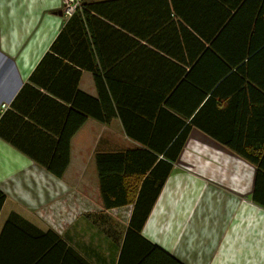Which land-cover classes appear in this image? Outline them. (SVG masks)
<instances>
[{
    "label": "crops",
    "instance_id": "1",
    "mask_svg": "<svg viewBox=\"0 0 264 264\" xmlns=\"http://www.w3.org/2000/svg\"><path fill=\"white\" fill-rule=\"evenodd\" d=\"M223 9L233 24L247 26V46L264 34V0H84L70 17L59 14L61 0H0V234L11 213L42 234L53 232L39 237L42 248L31 264H118L132 205L103 207L94 156L139 147L131 137L166 130L152 116L158 111L154 101L133 100L135 110L126 111L131 102L123 105L122 91L136 89L137 82L145 90L154 88L151 75L193 71L198 88L207 89L200 49L206 39L192 25L221 24ZM47 53L53 57L39 67L36 83L30 76ZM254 54L264 58L262 50ZM246 73L247 92L234 103L264 104V61ZM49 76L46 85L63 94L79 76L76 91L98 99V90H115L118 96L109 97L108 122L88 117L72 134L60 178L28 155L53 152L47 140L57 139L68 117L77 118L59 91L43 87ZM182 97L188 105L186 91ZM250 113L217 118L213 135L192 126L142 226L139 236L181 264H264V171L256 182L257 167L213 139L264 137V131L256 134L264 119ZM199 122L211 125L204 113ZM69 211L74 217L64 223ZM13 232L0 241V264L29 258L28 238ZM21 248L24 254H16Z\"/></svg>",
    "mask_w": 264,
    "mask_h": 264
},
{
    "label": "trees",
    "instance_id": "2",
    "mask_svg": "<svg viewBox=\"0 0 264 264\" xmlns=\"http://www.w3.org/2000/svg\"><path fill=\"white\" fill-rule=\"evenodd\" d=\"M229 13L230 11L223 9L224 16L221 24L201 27H193L192 25V28L206 39V46L204 47L202 42L200 48L205 50L204 60L207 63L205 75L207 89L205 91L202 90L204 88L201 87V84L200 89L198 88V74L194 75L193 71L185 72L184 74L161 73L151 75V83L154 88L139 89L137 85L142 82H137L136 89L122 91L123 105L127 102H131L132 105L128 106L126 111H129V108L132 111L135 110L132 104L133 100L139 99L142 102L154 101L155 110L158 111H154L157 113L152 116H157L158 121L162 120L163 124L161 126L166 130L161 133V136L131 137L132 140L139 144V147L115 153L97 152L94 156L103 207L111 209L132 205L124 246L118 264H181L143 239L139 236V233L166 177L172 169V164L176 161L180 150L184 146L186 136L192 126L201 128L204 132L213 135L215 133L212 132L211 126L214 125L216 120H219L217 119L219 117H230L235 115V113L240 117L251 116L252 113L250 112L253 111L255 117H261V120L264 119V104L246 106L234 103L236 96H245L247 92L244 85L248 77L246 68L257 60H259V64L261 59L264 61L261 56L258 59L254 58L256 51H264V34L260 33L261 37L256 39V43L251 42L247 46L245 42L248 32L247 26L233 24ZM255 33L256 31L253 30L251 34L255 35ZM241 40L244 42H241ZM54 48L55 42L51 45L52 52L55 51ZM215 54H217L216 57ZM46 57H53V55L45 54L40 60L35 74L30 76V80L41 83L40 79L37 78L35 80L33 77H38L39 67L47 60ZM78 77H76V80L74 79L71 89L62 90L64 94L61 93L60 89H55L52 85H46L50 76L45 77L44 82H42L43 87L48 91L54 94L56 90L59 91L60 93L56 94L69 102L71 109H67L68 114H71L72 110L78 112L76 113V119L67 118L65 122L67 126L62 128L57 139L47 140L49 143L54 144L53 152L49 148L48 153L45 155L28 153L36 162L46 166L48 172L57 178L62 176L68 165L69 142L72 134L88 117L100 122H108L112 116L109 97L114 99L118 97L115 90H98V99L76 91ZM237 83H241L243 89H236ZM252 90L251 92L253 93L257 92ZM183 91L188 94V105L182 101ZM35 92L37 96L40 95L39 92ZM72 93L75 94L71 98ZM204 96L206 100L199 107V103L204 101ZM135 97L136 99H133ZM119 108L121 107L119 106ZM167 108L172 109L178 115L180 113L183 119L176 117L174 113L168 112ZM203 113L207 119V124L210 123L211 125L204 127L199 122V115ZM132 114L131 112L127 113L129 117ZM186 118L189 119L188 123L184 120ZM258 131H264L262 124L261 128L256 130V134ZM3 138L9 140V137ZM213 139L257 167V182L259 175H261V170L264 171V137L240 139L238 137L215 136ZM252 143L258 144V146L254 148ZM18 146L23 150L22 146ZM4 198L5 196L0 191V209ZM253 201L259 203L255 196ZM12 232L15 233L14 238L19 240L24 237L28 238V244L26 245L32 247L27 248L29 258H26L23 262L22 257L19 256L18 261L19 264H31L30 261L38 257V251L42 248V244L38 246V242L41 241L39 237H45L51 231H48L47 234H42L17 214L11 213L3 225L0 241H7L10 238L9 234ZM15 252L18 255L24 254L22 248L16 249Z\"/></svg>",
    "mask_w": 264,
    "mask_h": 264
},
{
    "label": "built area",
    "instance_id": "3",
    "mask_svg": "<svg viewBox=\"0 0 264 264\" xmlns=\"http://www.w3.org/2000/svg\"><path fill=\"white\" fill-rule=\"evenodd\" d=\"M84 0H61V13L64 17H70L75 13L82 5ZM5 105L2 107L4 108ZM65 217V218H64ZM74 217L72 211H69L66 216L61 217L64 223H67Z\"/></svg>",
    "mask_w": 264,
    "mask_h": 264
},
{
    "label": "rangeland",
    "instance_id": "4",
    "mask_svg": "<svg viewBox=\"0 0 264 264\" xmlns=\"http://www.w3.org/2000/svg\"><path fill=\"white\" fill-rule=\"evenodd\" d=\"M52 218V217H51ZM43 219L45 220V218L43 217ZM51 219H48V221H50ZM51 224H53V221L50 222V226ZM52 227V226H51Z\"/></svg>",
    "mask_w": 264,
    "mask_h": 264
},
{
    "label": "water",
    "instance_id": "5",
    "mask_svg": "<svg viewBox=\"0 0 264 264\" xmlns=\"http://www.w3.org/2000/svg\"><path fill=\"white\" fill-rule=\"evenodd\" d=\"M59 14H60V15L62 14L61 11L59 12Z\"/></svg>",
    "mask_w": 264,
    "mask_h": 264
}]
</instances>
